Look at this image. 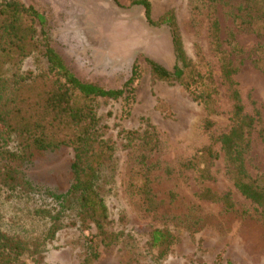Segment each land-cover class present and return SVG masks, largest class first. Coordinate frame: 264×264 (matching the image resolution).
Wrapping results in <instances>:
<instances>
[{
	"label": "rangeland",
	"instance_id": "374dc122",
	"mask_svg": "<svg viewBox=\"0 0 264 264\" xmlns=\"http://www.w3.org/2000/svg\"><path fill=\"white\" fill-rule=\"evenodd\" d=\"M12 1L43 18L30 21L37 31V50L20 65L22 71L49 70L44 55L48 39L79 79L123 91L118 99L98 97L94 102L98 134L114 158V169L100 182L111 239L104 240L72 206L63 211L56 237H48L50 216L60 210L52 194L68 190L74 153L68 148L40 153L26 170L31 188L13 190L0 183V231L42 251L24 262L264 264L263 210L235 188L218 143L231 128V103L222 98L219 114L210 117L214 125L206 130L204 105L182 84L153 78L149 64L153 60L172 71L178 63L171 28L157 24L174 11L188 57L202 73L212 69L218 81V57L208 32L209 7H214L222 39L239 48L231 58L239 69L235 79L246 111L260 112L245 165L264 190V0H149L154 25L134 0ZM224 48L231 53L227 42ZM145 130L155 133L156 151L143 152L140 140L128 135ZM209 147L218 159L211 161L208 153L200 157ZM142 154L148 155V190L139 164ZM190 160L195 168L185 164ZM206 190L212 194L205 195ZM154 229L173 235L163 258L150 245Z\"/></svg>",
	"mask_w": 264,
	"mask_h": 264
},
{
	"label": "trees",
	"instance_id": "16d2710c",
	"mask_svg": "<svg viewBox=\"0 0 264 264\" xmlns=\"http://www.w3.org/2000/svg\"><path fill=\"white\" fill-rule=\"evenodd\" d=\"M134 4L145 8L148 22L152 19L149 0H134ZM43 18L33 8H26L17 1L0 3V183L13 190H28V170L38 154L56 153L66 148L74 153L69 170L70 186L65 193L52 194L59 203L57 215H51L49 238H55L60 230V219L67 207H76L83 222L91 220L105 239H111L106 231L110 225L108 208L101 195L100 182L114 169L112 148L101 140L98 134L99 120L94 102L98 97L118 99L123 91L107 90L98 84L79 79L66 65L64 59L46 40L44 55L49 70L22 71L20 65L37 50V31L30 21ZM209 39L213 52L218 57L219 80L212 69L202 73L184 48L174 11L167 12L157 22L172 30L177 65L171 71L159 63L149 60L153 78L168 83H180L192 93L194 99L204 105L208 118L204 128L210 130L214 122L210 119L220 112L222 98L231 103V128L218 138L221 151L228 164V173L235 188L246 199L261 208L264 213V190L256 185L246 170V156L249 153L253 135L260 121V112L246 111L235 77L238 67L231 58L238 46L222 39L221 22L214 7H209ZM227 42L231 53L224 48ZM131 140L139 139L143 152L156 151L159 142L155 133L145 130L128 133ZM211 161L219 158L212 147L204 149L200 157ZM148 155L142 154L144 189L148 190L150 180L146 170ZM195 160L186 162L188 168H195ZM113 165V166H112ZM187 168V169H188ZM31 190V189H30ZM205 195L212 194L206 190ZM217 198V195L212 196ZM226 205L229 195L223 198ZM116 236V235H115ZM173 235L166 229L151 232L150 245L159 257L168 255ZM27 243L0 231V264H28L24 258L40 254ZM37 264V260L32 258Z\"/></svg>",
	"mask_w": 264,
	"mask_h": 264
}]
</instances>
